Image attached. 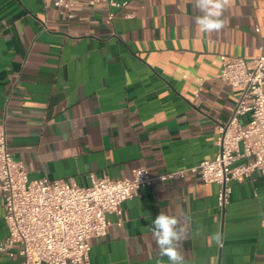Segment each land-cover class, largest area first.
Here are the masks:
<instances>
[{
	"label": "crops",
	"instance_id": "1",
	"mask_svg": "<svg viewBox=\"0 0 264 264\" xmlns=\"http://www.w3.org/2000/svg\"><path fill=\"white\" fill-rule=\"evenodd\" d=\"M112 9L74 0L68 16L53 0H0V118L30 178L87 185L91 172L127 178L146 166L158 175L217 152L216 125L239 94L219 77L220 54L249 61L259 52L264 0H229L213 33L195 24L194 0H129L106 21ZM218 188L191 170L140 187L120 215L107 214L89 264H169L148 230L162 210L187 227L185 264H264V173L232 181L223 207ZM4 212L0 193V241ZM17 250L0 251V264H23Z\"/></svg>",
	"mask_w": 264,
	"mask_h": 264
},
{
	"label": "built area",
	"instance_id": "2",
	"mask_svg": "<svg viewBox=\"0 0 264 264\" xmlns=\"http://www.w3.org/2000/svg\"><path fill=\"white\" fill-rule=\"evenodd\" d=\"M87 1L90 5L103 2L114 9L107 12L106 21L129 2ZM73 2L53 0L68 16H72ZM220 61L219 77L239 88L238 98L227 119L216 125V154L187 168L154 175L146 166H138L127 178L98 177L91 172L87 185L73 179L30 178L23 161L8 149L5 122L0 118V193L7 226L0 251L12 255L17 244L23 264H89L91 240L106 233L110 223L107 214L120 215L122 201L155 179L198 171L203 182L219 185L217 203L223 207L229 200L232 181L249 178L256 171L264 173V38L259 52L249 61L225 53L220 54ZM245 113L250 118L242 123L240 116Z\"/></svg>",
	"mask_w": 264,
	"mask_h": 264
},
{
	"label": "clouds",
	"instance_id": "3",
	"mask_svg": "<svg viewBox=\"0 0 264 264\" xmlns=\"http://www.w3.org/2000/svg\"><path fill=\"white\" fill-rule=\"evenodd\" d=\"M195 8L200 13L195 16V24L201 32L213 33L221 31L225 21L221 18L229 0H194ZM159 249L160 257H167L169 264H185L184 254L179 250L180 241L187 235V227L181 224L177 216L161 211L152 219L148 227ZM202 228L196 229L199 235ZM212 239L219 242V234H214Z\"/></svg>",
	"mask_w": 264,
	"mask_h": 264
}]
</instances>
